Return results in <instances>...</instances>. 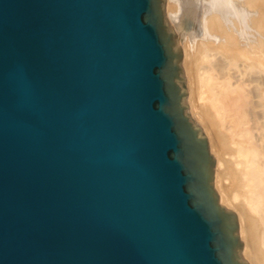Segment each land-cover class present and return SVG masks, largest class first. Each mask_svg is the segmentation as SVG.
Returning <instances> with one entry per match:
<instances>
[{
	"label": "water",
	"instance_id": "obj_1",
	"mask_svg": "<svg viewBox=\"0 0 264 264\" xmlns=\"http://www.w3.org/2000/svg\"><path fill=\"white\" fill-rule=\"evenodd\" d=\"M172 45L162 0H0V264H252Z\"/></svg>",
	"mask_w": 264,
	"mask_h": 264
},
{
	"label": "bare ground",
	"instance_id": "obj_2",
	"mask_svg": "<svg viewBox=\"0 0 264 264\" xmlns=\"http://www.w3.org/2000/svg\"><path fill=\"white\" fill-rule=\"evenodd\" d=\"M162 7L180 50L183 112L206 138L217 204L235 212L238 261L264 264V0Z\"/></svg>",
	"mask_w": 264,
	"mask_h": 264
},
{
	"label": "rangeland",
	"instance_id": "obj_3",
	"mask_svg": "<svg viewBox=\"0 0 264 264\" xmlns=\"http://www.w3.org/2000/svg\"><path fill=\"white\" fill-rule=\"evenodd\" d=\"M226 157H227V155H226Z\"/></svg>",
	"mask_w": 264,
	"mask_h": 264
}]
</instances>
